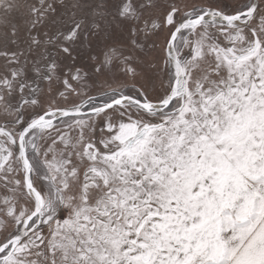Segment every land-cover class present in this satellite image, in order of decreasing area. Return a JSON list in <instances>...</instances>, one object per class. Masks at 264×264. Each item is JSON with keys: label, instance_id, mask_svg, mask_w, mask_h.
<instances>
[{"label": "snow or ice", "instance_id": "snow-or-ice-1", "mask_svg": "<svg viewBox=\"0 0 264 264\" xmlns=\"http://www.w3.org/2000/svg\"><path fill=\"white\" fill-rule=\"evenodd\" d=\"M0 172V264H264V0H0Z\"/></svg>", "mask_w": 264, "mask_h": 264}, {"label": "rangeland", "instance_id": "rangeland-1", "mask_svg": "<svg viewBox=\"0 0 264 264\" xmlns=\"http://www.w3.org/2000/svg\"><path fill=\"white\" fill-rule=\"evenodd\" d=\"M189 2H191V0H189ZM196 3H202L204 5H207L209 3H215L217 2V0H195ZM227 3H229L232 7H238V6H242L243 4L247 3L248 0H226ZM18 13H13V16H18ZM163 35H161L160 37H153L152 39H161L162 40ZM70 63L68 61H62L61 62V74H63L64 72L67 71V68L64 67L65 64ZM45 87V91L47 92V85H44ZM53 91L55 90L56 87H58V85H53ZM29 115H31V113H29ZM5 173L0 172V207H3L2 201L3 198L5 196H11V192L10 189L12 187L11 184H6V180H5ZM14 178H20L16 173H10L7 174V179L8 180H12ZM19 204H22L23 201L20 200L18 201Z\"/></svg>", "mask_w": 264, "mask_h": 264}]
</instances>
